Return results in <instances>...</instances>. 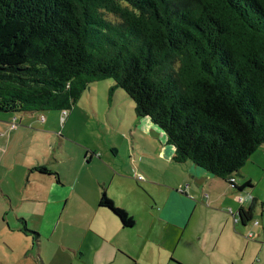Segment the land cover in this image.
Segmentation results:
<instances>
[{
  "label": "trees",
  "instance_id": "1",
  "mask_svg": "<svg viewBox=\"0 0 264 264\" xmlns=\"http://www.w3.org/2000/svg\"><path fill=\"white\" fill-rule=\"evenodd\" d=\"M103 79L173 162L251 188L232 180L264 146V0H0V116L67 111ZM97 206L133 225L103 190Z\"/></svg>",
  "mask_w": 264,
  "mask_h": 264
},
{
  "label": "rangeland",
  "instance_id": "2",
  "mask_svg": "<svg viewBox=\"0 0 264 264\" xmlns=\"http://www.w3.org/2000/svg\"><path fill=\"white\" fill-rule=\"evenodd\" d=\"M112 84L111 79L89 84L67 110L68 118L63 117L65 120L61 119V112L57 110H42L14 113L17 118L16 121H11L16 124L14 127H10L9 122L7 125L3 120L0 121V226L5 228L0 229L2 264H19L18 257L22 255L25 242H29L33 249V252L28 248L24 250L28 256L33 257L38 246L41 247V257L50 255V243H46L47 238L39 233L34 223H31L37 220L38 214L36 210L32 212L28 210L30 207L31 209L36 207V203L30 200L29 192L39 191L42 184L26 179L27 176L33 178L38 175L36 166L32 167L35 172L27 174L26 164L30 159L36 163L34 155H38L40 161L44 163L46 156L44 158L43 154L47 149L50 150L49 162L52 159V152H56L54 156L61 155L64 159V163L57 161L58 165L64 166V170L58 169L61 177L59 182L68 185L65 191L61 190L62 200L58 203L61 210L58 230L63 238L72 242H77L81 237L99 238V228L93 224L99 222V215L93 212L92 207L95 203L96 191L98 193L101 191L100 183L104 188L106 187L108 194L112 196L110 197L112 201L117 203L116 206L121 207L126 213L142 206L151 215L155 207L162 202L165 203L167 196L164 201L159 200L158 196L166 191L164 185L170 183L168 176L180 170L182 165L172 164L166 160L162 152L165 146L156 144L146 131L138 128L140 124L138 120H143L144 117L136 119L132 101L120 88H112ZM0 119L5 118L0 116ZM158 132L161 133L160 130ZM145 142L151 146H158L156 152L158 158L154 160L139 158L140 149L143 147L141 144ZM83 148L93 149L94 156L88 159L89 154L85 155ZM118 153L126 156L125 161L121 156H117ZM84 156L87 158V165L82 170L81 163L85 159ZM50 165L56 163H46L47 167H51ZM133 165L142 167L151 175L148 177L152 180L145 178L133 168ZM39 173L44 172L39 170ZM251 173L255 176L256 171L252 170ZM197 179L200 181L201 178ZM189 180L193 185L198 182L191 176ZM207 180L220 182L219 179L211 177ZM173 181L175 180L171 177V182ZM186 184L187 181L182 186L187 188ZM257 188L264 197V177L258 182ZM173 195L180 197L181 193L174 192ZM258 208H260L259 204ZM262 208L264 209V201ZM17 218L27 221L25 228L38 233L39 236L29 234V238H25L20 232H11L10 227L20 228ZM231 221L233 224V218ZM250 222L249 220L245 226L240 224L238 226L245 228ZM152 224L157 237H160L161 221L157 222L154 217ZM217 231L218 226L215 230L211 228L208 233ZM227 233L226 231L225 234ZM169 238L172 239L171 244L176 242L175 235ZM190 239H195L193 231L190 232ZM89 249L93 250L94 245L89 244ZM72 257L74 259L73 254ZM89 259L91 262V253ZM171 260L168 263L175 264L172 262L175 260Z\"/></svg>",
  "mask_w": 264,
  "mask_h": 264
},
{
  "label": "crops",
  "instance_id": "3",
  "mask_svg": "<svg viewBox=\"0 0 264 264\" xmlns=\"http://www.w3.org/2000/svg\"><path fill=\"white\" fill-rule=\"evenodd\" d=\"M10 116L4 117L5 119H0V121L3 120L8 125V122L17 120L15 115ZM64 118H68L67 113ZM143 120H138L140 123L138 128L146 131L156 144L165 146L162 151L165 154L164 158L172 164L182 165L180 170L168 176L170 183L164 185L166 191L164 190L158 196V199L163 201L167 196L165 203L162 202L161 205L155 207L151 215L142 206L130 210L127 214L133 218V225L130 228H122L118 220L107 209L97 206V199L102 190L107 197H112L108 194L106 187L104 188L100 183L101 191L99 193L96 191L95 203L92 207L93 212L99 215V222L93 223L99 228V238L81 237L77 242L63 238L58 230L61 216L58 203L62 200L61 190L65 191L68 185L59 182L61 177L58 174V169L64 170V166L58 165L57 161L64 163V159L61 155L54 156L56 152H52V159L49 162L50 150L47 149L43 154L44 158L46 156L44 163L40 161L38 155H34L36 163L30 159L26 164L27 174L34 171L32 167L38 168L37 176L33 178L27 176L26 179L42 184L39 191L31 190L29 192L30 200L36 203V207L32 209L30 207L28 210L30 212L36 210L38 214L37 220L31 223H34L38 227L39 233L47 238L46 243H50V255L41 257V247L38 246L34 251L35 255L28 256L24 250L28 248L33 252V249L29 242H25L22 255L18 257L19 264H142L143 262L145 264H169L171 259L175 260H171L175 264H264V209L262 208L264 197L257 188L258 182L264 177V146L257 148L251 154L252 156L250 155L232 180L236 187H240L248 181L251 188L236 189L228 186L220 178L209 175L190 161L173 162L171 160L172 146L163 143L158 128L150 125L145 118ZM141 145L143 147L140 149V157L138 156L140 159L154 160L158 158L156 155L157 145L151 146L146 142ZM169 151L171 154L168 155ZM83 152L85 155L89 154L87 155L88 159L95 154V151L90 148H83ZM117 156H121L124 161L126 159V156L120 153ZM87 158L81 163L82 170L87 165ZM46 163H56V165L47 167ZM246 165H248L247 169ZM40 167L45 169L44 173H39ZM133 168L148 180H152L149 178L151 175L147 174L139 165H133ZM252 170L256 171L255 176L252 175ZM189 176L197 181L198 177L201 179L193 185ZM171 177L175 181L171 182ZM210 177L217 178L220 182L207 180ZM186 181L187 188L182 186ZM174 192H180V197L173 195ZM237 197H241V201H238ZM110 199L112 200V198ZM114 204L117 203L114 201ZM127 204L129 206L128 202ZM258 204L260 208H258ZM249 206H251L249 226L243 228L241 226H245L247 223L241 225L238 221L232 224V216L237 218L239 209L246 210ZM154 217L157 222L161 221L160 237H157L152 224ZM17 221L20 223V228L10 227L11 232L17 231L25 238H29L20 231L23 225L26 226L27 221L21 218H17ZM217 226L216 233H208L211 228L215 230ZM0 229L5 228L0 226ZM225 229L227 234H225ZM63 230L65 233V229ZM192 231L194 240L190 239ZM248 232L250 233L249 237L246 236ZM233 233L237 236L234 237ZM172 235L177 238L173 244H171L172 239L169 238ZM36 236H39L38 233ZM89 244L94 245L93 250L89 249ZM90 253L92 254V263L89 259Z\"/></svg>",
  "mask_w": 264,
  "mask_h": 264
},
{
  "label": "built area",
  "instance_id": "4",
  "mask_svg": "<svg viewBox=\"0 0 264 264\" xmlns=\"http://www.w3.org/2000/svg\"><path fill=\"white\" fill-rule=\"evenodd\" d=\"M65 114H66V111L62 110V111H61V119H63V117L65 116ZM15 125H16V124H15L14 122H10V124H9L10 127H14ZM137 177L139 178V175H138ZM204 195H206V194L204 193ZM241 199H242L241 197H237V200H238V201H241ZM228 211H229V210H228ZM229 212H230V211H229ZM232 218H233V223H235L236 218L233 217V216H232ZM246 236L249 237V236H250V233L246 234Z\"/></svg>",
  "mask_w": 264,
  "mask_h": 264
}]
</instances>
